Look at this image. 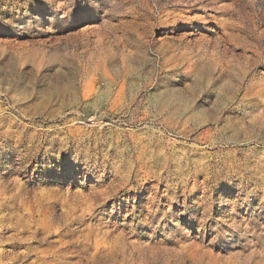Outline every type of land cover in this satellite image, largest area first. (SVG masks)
<instances>
[{
	"label": "rangeland",
	"instance_id": "374dc122",
	"mask_svg": "<svg viewBox=\"0 0 264 264\" xmlns=\"http://www.w3.org/2000/svg\"><path fill=\"white\" fill-rule=\"evenodd\" d=\"M0 264H264V0H0Z\"/></svg>",
	"mask_w": 264,
	"mask_h": 264
},
{
	"label": "bare ground",
	"instance_id": "6f19581e",
	"mask_svg": "<svg viewBox=\"0 0 264 264\" xmlns=\"http://www.w3.org/2000/svg\"><path fill=\"white\" fill-rule=\"evenodd\" d=\"M67 88V87H66ZM72 89V88H71ZM69 90V89H68ZM173 97L174 98H176V99H178L179 98V96H178V94H174L173 95ZM181 103H179V104H177V105H174V109L173 110H177V108L179 107V105H180ZM183 104V107H184V103H182ZM79 123H81V122H79ZM82 125V124H81ZM78 129V128H77Z\"/></svg>",
	"mask_w": 264,
	"mask_h": 264
}]
</instances>
